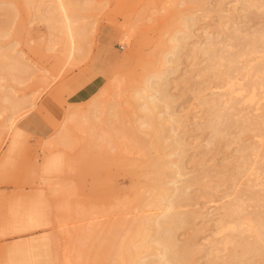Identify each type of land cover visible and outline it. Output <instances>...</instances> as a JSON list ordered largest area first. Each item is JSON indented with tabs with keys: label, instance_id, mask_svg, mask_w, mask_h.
Listing matches in <instances>:
<instances>
[{
	"label": "rangeland",
	"instance_id": "rangeland-1",
	"mask_svg": "<svg viewBox=\"0 0 264 264\" xmlns=\"http://www.w3.org/2000/svg\"><path fill=\"white\" fill-rule=\"evenodd\" d=\"M197 1L0 0V264H136L147 255L116 254L122 226L156 213L149 163L165 158L176 136L182 156L168 159H181V211L191 217L176 236L192 253L174 259L264 264V240L254 234L264 217V127L243 133L233 125L212 144L210 109L229 88L213 79L202 53L211 40L237 52L236 39L264 31V10L250 0ZM189 17L178 61L165 65L168 40ZM263 51L245 70L264 64ZM162 69L174 119L143 127L135 95ZM247 78L235 74L234 89ZM257 102L234 113L259 121L264 98ZM229 204L241 206L235 230L218 233Z\"/></svg>",
	"mask_w": 264,
	"mask_h": 264
},
{
	"label": "bare ground",
	"instance_id": "bare-ground-1",
	"mask_svg": "<svg viewBox=\"0 0 264 264\" xmlns=\"http://www.w3.org/2000/svg\"><path fill=\"white\" fill-rule=\"evenodd\" d=\"M199 1H200V3H202L204 0H198L197 2H199ZM188 2H190V1H188ZM248 4L254 8H257V10L258 9L264 10V0H250L248 2ZM8 15H9V12H8ZM7 18H9V17H7ZM192 18L190 19V17H189V19H185V20H183V22H181V24L177 25V26H179L178 30H176L175 34L173 33V36L171 38H169L170 41L168 40L169 46L167 48L168 52H167L166 56L163 58V63L165 65H167V64L172 65L175 61L176 62L178 61L176 59L177 58L176 53L179 50V47L182 46L181 43L184 41L183 39H185L186 35L189 34L186 31H188V27H189L188 22L190 23L194 19V18L193 19ZM8 20H10V19H8ZM180 20H181V18H180ZM179 21H178V23H179ZM195 21H196V19H195ZM6 23H8L7 20H6ZM6 23H4V25ZM1 28H3V25ZM3 31H2V33H3ZM2 33L0 32L1 35H5L6 32L3 34ZM239 37H241V36H239ZM234 39L235 38H233L232 41ZM228 42H230V41H228ZM235 42H237V46L239 47V49H236L237 52H235V53H230L232 50L229 51V48L232 44L231 45L229 44L228 46H225L224 48L223 47L218 48V46L215 43H213L212 40H211V42L207 43L208 47L206 46L207 48L206 49L204 48L205 50H203V52H202L204 54V56L208 58L209 64L207 66V70L211 71V73L213 75V79L215 77L217 79L216 81H220L221 83L223 82L222 84L225 83V85H227L229 88V91H227L228 92L227 97H226L227 99H225L226 101H223V102L219 101V102L215 103L210 109V119L207 122L206 127L210 130L211 135L213 136L212 137L213 138L212 144H214L217 141L220 142L219 140H221V138L223 137L224 131H226V129H228V128L230 129V127L231 126L233 127V125H234V127L238 126L241 130L240 132H243V133L247 132L249 129H253L256 132L260 131V133H261V131H263V127H264V118H261L259 121H250L249 118H244L243 120H239L240 117H238L234 113L236 106H238L239 103H242L241 106L242 105L245 106L243 103L254 105L255 102H257L258 100L260 101L261 99L264 98V64L258 63V65H256V63H255L254 64V65H256L255 69H253L250 65V67L254 70V79H252V78L248 79L247 78L248 73H249L247 71L251 70V69L245 70L246 68L249 67L248 65L250 63H252L253 61L256 60L255 56L257 55L259 50L264 49V31L263 32L258 31V33L255 34L254 37H250V36L248 37V35L242 36L241 38L236 39ZM235 42H233V43H235ZM205 44H206V42H205ZM233 45L235 46V44H233ZM220 46L221 45H219V47ZM158 60H160V59H158ZM242 61L244 62L245 66L243 65L242 67H240V63H242ZM258 62H260V60ZM163 63H162V65H164ZM263 63H264V61H263ZM253 70H251V71H253ZM168 71H169V69H164V70L162 69V71H158L156 73L154 72L155 74L151 75L150 77H148L147 79L144 80V82L142 84L143 88L136 92L135 96L138 99L143 100L142 105L138 106V107H140L139 108L140 113L142 112L141 119L144 121V122H142L143 127L144 126L152 127L151 126L152 124L163 123L162 121L165 120L164 119L165 116L163 118V115H168V116H170L169 117L170 119H172V120L174 119L171 112L169 111V106H170L169 102L170 101L168 102V94H167L168 92H166V90H165L166 86L168 85L165 82V79H166L165 77L167 76ZM210 71H208V72H210ZM244 71H246V72H244ZM243 73H244V79L247 78L245 85L244 86L241 85V87H239V88L237 86V89L236 88L234 89V87H235L234 83L236 84V81L233 82V76L235 74L238 75V74H243ZM204 74H205V72H204ZM236 85H239V84H236ZM257 90H259L260 93H257L256 92ZM134 102L133 101L130 102L131 106L135 104ZM160 105H163L165 111L159 110V109H161ZM246 106H248V105H246ZM237 109H240V108H237ZM249 109L250 108H248L247 110H249ZM256 109H257V107H256ZM137 111H139V110H137ZM243 111L241 110V113ZM208 112H209V110H208ZM238 113L241 114L240 112H238ZM138 116H139V114H138ZM247 116L249 117V115H247ZM175 121H177V120H175ZM170 122H172V121L170 120ZM174 124H175V122H174ZM174 124L170 123L169 125H174ZM171 128H170V130H172ZM151 130H152V128H151ZM228 131L229 130H227V132ZM170 133H172V132H170ZM257 133H259V132H257ZM153 135H154V133H153ZM164 135H166V134H164ZM225 135H227V134L225 133ZM160 136H161V134L159 135V138H160ZM155 137L157 139L158 136L155 135ZM167 139H168V136H167ZM167 139H165V141H167ZM160 141L162 142V140H160ZM169 141H168L169 142L168 144L165 143L164 147H163L162 143L160 144V142H158L157 140H155L153 143L151 142L152 147L156 148L157 150H161V149L165 148L168 151L165 154L166 160H165V158H162V159L157 158V161L154 159L155 162H153V161L151 162V160L149 161V162H151V163H149V164H151V167L153 164V168L155 169V171L153 174H151L152 173L151 172L148 175V177L152 176V177H150V179L147 178V179H149V181H147V183L149 182V184H147L148 185L147 191L150 193L148 206L152 207L153 210L156 211V213L153 214L152 216H149V217L139 218L131 224H128L126 222L123 224L122 229L124 232L122 230H120V231L124 233V234H122L124 237H123V239L118 241V245H117L118 253H116L123 260H126L128 257H135L136 255H138L140 253H144L147 256H145L143 258H139V260L136 264H151L148 262L149 261L148 258H150V257H151V259L156 258L155 259V260H157L156 262L152 261V262H154V264H178L179 260H175L174 259L175 256H178V254H181L184 256L187 253H192V250L188 245H186L185 243H178L177 242V236H176L177 232L179 230H181V228H183L185 225L189 224L191 217L189 215H186L185 212L181 211L182 207L184 206V202L188 199V197H187V194H188L187 188L188 187L186 186L187 183L183 180L184 183H186V185H181V183H180V185H177L179 182H181L180 179H178V177L181 176V172H182L181 159H176V160L174 158H173L174 160L168 159V158H172V156L181 155L183 153L182 143H181V141H179V139H177V136H176V138H174L172 140L170 139ZM210 141L211 140H209V142ZM184 145L185 144H183V146ZM216 145H215V147H216ZM211 148H213V147H211ZM152 151L153 150H151V152ZM153 152H155V150ZM243 153H241V154L243 155ZM244 155L240 156L243 161L245 160ZM147 156H149V155H147ZM159 159H160V161H159ZM163 159L165 160V162H163ZM57 161L58 160H56V165L59 162V161L58 162ZM153 168H152V170H154ZM193 179H195V178H193ZM186 181H188V180H186ZM191 182H193V180L189 181V183H191ZM36 208H37V206H36ZM240 208H241V206L237 205V204H229L226 207H224L225 212L222 216V219L219 222V224H221V225L223 224V225H222V227H220V230L218 233H224V231H226V230L227 231L231 230L233 232V230H235L236 226L234 224V221L237 219L239 212L241 211ZM238 220H239V223H240V221H242V219L240 220V218ZM255 220L257 221V219H255ZM256 221H254V222H256ZM258 221H257V224L255 223L257 228L259 225V228L257 230L258 232L255 231L254 234L259 233L257 235V237L260 239V241H263L264 240V217L261 215L260 219H258ZM120 225H122V224H120ZM109 244H112V243L109 242ZM225 244H227V242H225ZM112 247L113 246H111V248ZM188 255H186V256H188ZM185 263H186V260H185Z\"/></svg>",
	"mask_w": 264,
	"mask_h": 264
}]
</instances>
